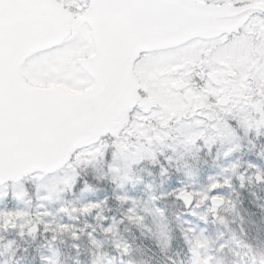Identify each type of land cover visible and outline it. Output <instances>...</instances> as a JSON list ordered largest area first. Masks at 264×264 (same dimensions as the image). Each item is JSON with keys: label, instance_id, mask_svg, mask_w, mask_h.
Returning a JSON list of instances; mask_svg holds the SVG:
<instances>
[{"label": "snow or ice", "instance_id": "obj_1", "mask_svg": "<svg viewBox=\"0 0 264 264\" xmlns=\"http://www.w3.org/2000/svg\"><path fill=\"white\" fill-rule=\"evenodd\" d=\"M0 264H264V0H0Z\"/></svg>", "mask_w": 264, "mask_h": 264}]
</instances>
